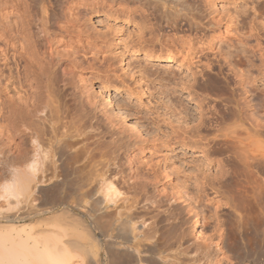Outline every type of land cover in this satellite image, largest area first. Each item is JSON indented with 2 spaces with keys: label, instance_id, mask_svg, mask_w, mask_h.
<instances>
[{
  "label": "bare ground",
  "instance_id": "bare-ground-1",
  "mask_svg": "<svg viewBox=\"0 0 264 264\" xmlns=\"http://www.w3.org/2000/svg\"><path fill=\"white\" fill-rule=\"evenodd\" d=\"M33 1L40 3L38 9L30 3ZM50 1L0 0V45L19 50L14 78L23 88L22 95L9 94L0 107V188L4 190L0 194L24 203L23 219L30 212L31 217L38 215L34 222L28 218V223L17 215L5 216L0 224V264H239L238 243L254 229L264 233V96L258 97L253 114L248 111L251 100L247 99L251 92L248 73H264L259 28L249 25L253 37L250 49L239 47L216 60V75H222L221 79L206 77L198 93L211 98L204 124L210 126L216 120L222 126H214L213 137L206 139L205 145L202 142L207 154H216L210 160L217 163L218 170L212 178L204 176L200 181L194 203L199 208L185 207L187 214L192 213L193 226L204 224L211 234L194 235L195 240L188 242L181 228V213L176 218L175 203L182 198L179 190L167 189L154 169L135 166L134 150L129 148L105 151L100 153L102 160L95 159V145H91L94 137L96 142L101 137L97 123L90 117L84 123L78 122L79 117L78 123L74 122L77 125L66 121L67 85L85 82L78 70L84 66L76 67V53L85 43L83 36H78L81 26L75 30L78 26L71 20L80 14L78 8H64V16L58 20ZM72 2L80 6L82 0ZM99 3L116 6L121 12L137 11L150 28L155 31L156 25L160 29L161 37H175L174 31L179 30L175 39L186 49L179 61L162 51L164 46L177 49L175 44L144 47L149 58L174 61L187 71L191 69L184 63L189 61L193 43L203 37L200 30L211 25L210 31L221 32L223 26L227 32L230 27V23L229 27L221 25V19L213 22L212 0ZM72 33L79 38L74 40ZM211 40H216L214 33ZM239 43L247 41L240 39ZM214 61H206L203 76L213 71ZM10 73L5 76L0 72V80L12 79ZM217 114L221 123L218 116L214 119ZM216 146V151L210 152ZM68 182H72L69 188ZM206 201L218 205L211 211ZM40 222L45 226L34 229ZM164 222L172 229L166 226L161 231Z\"/></svg>",
  "mask_w": 264,
  "mask_h": 264
},
{
  "label": "rangeland",
  "instance_id": "rangeland-1",
  "mask_svg": "<svg viewBox=\"0 0 264 264\" xmlns=\"http://www.w3.org/2000/svg\"><path fill=\"white\" fill-rule=\"evenodd\" d=\"M72 1L74 0L48 2V5L56 7L57 15L54 18L58 20L62 15L64 16V8L71 6L74 11L78 8L80 14L76 15L75 19L71 16V20L78 26L75 30L81 26L78 36L80 38L83 36L84 38L81 39L85 43L76 53L78 54L76 63L79 64L76 67L84 66L78 70L84 74L85 82L82 85L74 83L75 87H72L74 84L67 85L68 96L66 98L69 97L70 100L66 101L68 105L65 103V109H67L65 114L68 112L66 121L69 120L71 123H68L72 125L80 118L79 123L90 117L93 122L97 123L101 137L97 139L98 143L96 142L97 137H94V144L91 145V147L95 145V159L102 160L100 153L105 151L109 152L114 149L122 151L129 148V151L134 150L132 162L135 166L141 169H154L167 189L174 192L180 191L182 198L175 203L176 218H178L177 213H181L180 216L184 219L181 228L188 242L195 240L194 235L201 238L203 234H211V228L204 224L193 226L192 213L187 214L185 208L188 205L199 208L195 207L194 203L197 200L198 188L201 186L200 181L204 176L208 179L212 178L218 170L217 163L210 160L216 154H207L204 151L206 148H203L206 139L213 137L217 128L214 126L220 127L221 125L215 123L216 120L213 122L215 125L212 123L211 127L209 124L208 126L204 124L208 118L206 111L209 99L211 100L209 96L212 97L214 92L211 91L212 95H209V98H204L198 93L204 87L206 77L209 79L220 77L221 79L222 75H216L219 69L216 60L220 59L221 55H229V52L239 47L244 49L252 47L253 37L249 36V25L259 28L264 45V0H212L210 8H212L214 17L213 22L221 19V25L229 27L230 23V27L227 32L224 31L223 26L221 32L210 31L211 25L206 26L209 30H200L199 34L202 33L203 37L193 43L189 61L184 63L189 65L190 71H187V68L178 67V63L174 61L148 57L147 44L155 43L159 48L161 47L158 46L159 44L164 46L165 43H172L171 45L175 44L177 49L164 46L162 51L173 54L178 61L181 60L179 57L184 55L186 49H182L175 39L181 34L179 30L174 31L175 37L171 35L161 37L159 36V33L162 34L160 29H157L156 25L154 26L155 31L150 28L147 19H142L137 11L121 12V9H115L116 6L110 8L99 3L101 0H82V3H79L80 6L71 5ZM30 3L33 7L39 8L40 3L37 1ZM150 11L151 9H148L146 12L149 14ZM181 24L184 28L183 21ZM213 33L216 40H211ZM74 34H71L73 37L71 35L68 37L74 40L79 38L77 33ZM240 39L247 43L240 44ZM18 52L16 48H6L0 45V72H3L5 76L9 75V71L13 73L12 79L7 80L8 78L2 77L0 80V107L9 94L13 97L23 94L22 86L14 78L16 62L19 59ZM210 60H215V67L208 75L203 76V66L206 61ZM169 63L170 66H168ZM223 70L227 72V68L224 67ZM248 76H250L248 77L249 91L251 90L247 94V99L251 100L248 111L253 114V109L256 111L260 97L264 96V88H261L264 87V73L258 74L257 71L251 70ZM251 81L253 89H250ZM213 98L218 101L215 96ZM217 116L220 117L217 114L214 119H217ZM200 120H202V125L199 124ZM216 148L217 146L210 148V152L216 151ZM166 173L170 174L167 178ZM69 184L68 188L71 187L72 182H68ZM2 189L0 188V193L3 194ZM0 197V224L6 220L5 216L12 218L17 215L18 219L24 218L26 210L24 203L21 205V200L14 198L11 200L12 197L7 199L1 194ZM205 203L211 211L218 205L217 202L208 203L206 201ZM22 212L25 215L22 216L20 214ZM29 214L28 217L26 216L27 219H23L26 223L34 222L38 216L32 214L31 217V212ZM148 221L150 222L149 219ZM164 224L166 225L161 231L166 229V226L172 229L168 222ZM38 225L34 229L45 226L43 222ZM238 244L236 260L239 264H264V233L262 231L254 229L249 232L244 241Z\"/></svg>",
  "mask_w": 264,
  "mask_h": 264
}]
</instances>
